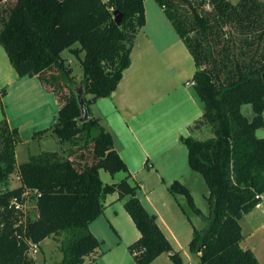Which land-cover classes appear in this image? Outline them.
Listing matches in <instances>:
<instances>
[{
    "label": "trees",
    "instance_id": "trees-1",
    "mask_svg": "<svg viewBox=\"0 0 264 264\" xmlns=\"http://www.w3.org/2000/svg\"><path fill=\"white\" fill-rule=\"evenodd\" d=\"M145 0H0V45L19 77L35 76L57 99L58 111L50 128L66 154L42 151L17 165V127L0 119V184L17 171L20 184L0 189V264H37L30 244L63 234L59 264H89L101 241L89 225L102 212L107 194L117 192L141 233L128 246L135 264H150L169 254L184 264L178 252L137 196L138 185L128 175L104 183L100 170L111 175L128 172L110 131L90 105L110 96L130 65L134 34L145 23ZM193 57L194 88L203 103L202 115L189 130L208 127L211 135L180 137L190 168L207 185L209 214L196 205L188 188L174 181L168 189L186 197L205 220L193 226L188 243L197 264H261L245 239L241 220L264 195V1L155 0ZM122 13L121 23L113 13ZM78 44L77 47H72ZM78 56L83 75L79 85L89 113L80 122L78 86L71 65L62 55ZM83 51L84 55L79 56ZM6 88L0 96L6 95ZM89 95V97L87 96ZM250 104L251 119L241 111ZM35 202V214L23 207Z\"/></svg>",
    "mask_w": 264,
    "mask_h": 264
},
{
    "label": "crops",
    "instance_id": "crops-1",
    "mask_svg": "<svg viewBox=\"0 0 264 264\" xmlns=\"http://www.w3.org/2000/svg\"><path fill=\"white\" fill-rule=\"evenodd\" d=\"M146 2L145 23L132 39L130 65L123 71L112 94L98 98L90 109L112 134L114 146L128 168V172L114 175L101 169L102 181L116 183L129 174V183L138 185L137 196L142 205L149 213L156 215V222L171 244V226L175 224L171 216L174 212L176 214V207L181 213L180 203H177V197L181 194L170 192L168 187L174 181L186 184L187 165L190 168L187 148L180 137L191 134L203 139L209 137L211 132L208 127L189 130L188 126L203 113V103L191 84L195 72L193 57L163 9L159 6L158 11L149 14ZM166 34L171 37L167 38ZM74 45L72 47L78 46ZM66 50L71 53L65 49L62 54ZM83 55L81 51L79 56ZM2 70L7 73L3 75ZM28 84L34 92L39 90V95L43 97L52 93L45 91L35 76L19 77L0 45V86L7 87L6 95L0 96V119L6 117L12 125L6 98L18 85L21 90L16 94L24 102L32 94L31 88L26 87ZM53 98L56 106L54 114L57 115L58 105L54 94ZM38 108L42 109L43 104L36 109L22 105L20 109L25 116ZM203 131H207L205 137L200 136ZM50 132L51 129H48V135ZM123 202L117 192L107 194L103 212L89 225L91 232L101 241L100 247L91 254L95 264H135L128 246L140 238L141 233ZM171 245L174 250V245ZM166 255L169 256L168 253Z\"/></svg>",
    "mask_w": 264,
    "mask_h": 264
},
{
    "label": "rangeland",
    "instance_id": "rangeland-1",
    "mask_svg": "<svg viewBox=\"0 0 264 264\" xmlns=\"http://www.w3.org/2000/svg\"><path fill=\"white\" fill-rule=\"evenodd\" d=\"M231 1L236 2L237 0ZM146 6L149 14H154L159 10V5L156 4L155 0H147ZM166 36L167 38L171 37L167 34ZM62 55L71 65L74 78L79 85V82L81 81L83 75V71L78 56L73 53H69L67 50L64 51ZM2 72L4 73L3 75L7 73L5 70H2ZM26 87L27 89L31 88L32 94L28 95L24 102H22V100H19V97L16 94V92L21 90L20 86L18 85L13 88V91H11L9 97L6 98L8 110L10 113V119L12 121V125L10 126L17 127L19 130L20 141L17 143V165L19 163L27 161L30 153L38 154L42 151L50 150L58 151L65 155L70 146L67 142L59 141V139L51 132L49 133L50 135H48L47 131H44L43 133H41V135L34 136L35 132L51 126L55 121L56 114L54 113H56V106H54L53 93L47 94L49 95L48 97H43L42 95H39V90L34 92V89L30 84H28ZM3 88H6L7 92V87L5 86H0V91ZM87 96L89 97V95ZM42 104V109L38 108L30 114H27L25 116L22 115L23 112L20 109L22 105H25L26 108L36 109ZM241 111L249 119H251L254 115L252 106L250 104L243 105ZM52 112L55 116L51 114ZM263 114L264 113H262V115ZM45 121L46 123L48 121V123L44 124ZM258 129L259 130L256 132V135L258 137H264V127ZM206 135L207 131H203L200 136L205 137ZM179 168L181 172H183L180 165ZM187 170L188 171L185 175L186 184L184 185L188 188L192 198L194 199L195 205L205 215H208L209 207L208 201L205 197L208 189L205 180L200 173L190 169L188 165ZM19 184L20 178L17 171H15L13 174H11L6 183L0 184V189H3L5 187H16ZM177 203H180L179 207L181 209V213L176 207V214L174 212V214L171 216L175 219V224L171 226V244L174 245V251L179 253L184 264H196L198 262V257L195 254L190 253L188 250V243L191 240L193 233L192 225L200 229L205 226L206 222L199 214L195 213L192 210L184 195H178ZM26 210L27 212L29 211L31 215L35 214L36 209L34 201L27 202ZM240 222L242 226V232L245 235V239L241 242V246L244 248L252 249L259 262L261 264H264V196L261 200V204L259 203V205L256 206L252 212L245 215ZM63 236V234L49 236L41 242L38 251L34 254L37 264H59L62 256V253L59 250V246L60 240L63 238ZM166 254L167 253L164 252L163 254L159 255L150 264H174L171 258ZM94 260L95 258L92 255H88L85 257V263L95 264Z\"/></svg>",
    "mask_w": 264,
    "mask_h": 264
},
{
    "label": "water",
    "instance_id": "water-1",
    "mask_svg": "<svg viewBox=\"0 0 264 264\" xmlns=\"http://www.w3.org/2000/svg\"><path fill=\"white\" fill-rule=\"evenodd\" d=\"M115 22L119 25L121 23V18H122V13L115 10L113 13ZM263 79H264V73H263ZM75 91L77 94V100L81 108V115L79 117V121L83 122L86 121L89 118V113L86 107V103L84 100V93H83V88L81 85H78L75 87ZM112 94V93H111Z\"/></svg>",
    "mask_w": 264,
    "mask_h": 264
},
{
    "label": "built area",
    "instance_id": "built-area-1",
    "mask_svg": "<svg viewBox=\"0 0 264 264\" xmlns=\"http://www.w3.org/2000/svg\"><path fill=\"white\" fill-rule=\"evenodd\" d=\"M105 1V0H104ZM191 84L192 85H194L195 84V82L192 80L191 81ZM29 201H32V200H27L24 204H23V207L25 208V209H27V202H29ZM35 203V202H34ZM27 211V210H26ZM38 248H39V244L38 243H31L30 244V248H29V251H30V253H31V255H33L34 256V254L38 251Z\"/></svg>",
    "mask_w": 264,
    "mask_h": 264
}]
</instances>
